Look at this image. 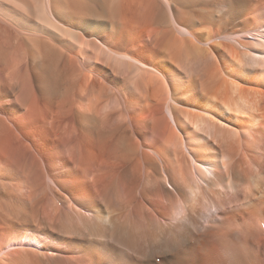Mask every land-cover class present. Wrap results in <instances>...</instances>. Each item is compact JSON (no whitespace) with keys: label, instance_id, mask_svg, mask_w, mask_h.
<instances>
[{"label":"bare ground","instance_id":"6f19581e","mask_svg":"<svg viewBox=\"0 0 264 264\" xmlns=\"http://www.w3.org/2000/svg\"><path fill=\"white\" fill-rule=\"evenodd\" d=\"M11 70L73 109L86 214L1 186L0 264H264V0H0Z\"/></svg>","mask_w":264,"mask_h":264},{"label":"rangeland","instance_id":"374dc122","mask_svg":"<svg viewBox=\"0 0 264 264\" xmlns=\"http://www.w3.org/2000/svg\"><path fill=\"white\" fill-rule=\"evenodd\" d=\"M9 74H0V119L11 130L8 133L0 127V187H7L13 199L17 198L30 207L35 206L46 221L53 219L56 211L63 216L86 214L80 205L86 194L79 189L70 192L64 184L75 178L76 171L80 173L82 165L81 148L78 139L73 136V109L60 102L47 109L38 99L33 80L31 85L16 84L18 71L11 70ZM86 93L83 100L77 99L74 109L80 102L85 105L91 96L98 95L97 92ZM101 100L100 107L105 113L112 100L106 95H102ZM91 182H88L89 192ZM78 208L80 211L77 212ZM55 216L58 217L57 214ZM220 264L225 262L221 260Z\"/></svg>","mask_w":264,"mask_h":264}]
</instances>
